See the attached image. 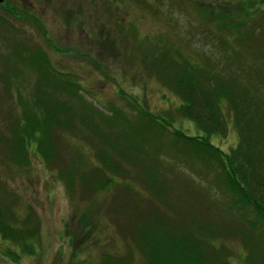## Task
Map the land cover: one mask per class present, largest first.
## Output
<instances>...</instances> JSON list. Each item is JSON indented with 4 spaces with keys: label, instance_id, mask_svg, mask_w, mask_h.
Wrapping results in <instances>:
<instances>
[{
    "label": "rangeland",
    "instance_id": "rangeland-1",
    "mask_svg": "<svg viewBox=\"0 0 264 264\" xmlns=\"http://www.w3.org/2000/svg\"><path fill=\"white\" fill-rule=\"evenodd\" d=\"M258 1L255 7L262 10L245 25L254 29L253 35L242 43L239 39L232 42L236 55L251 56L255 65L259 57H264V23L259 24L264 18V0ZM231 2L4 0L0 4V200L3 198L2 203H9L21 218L34 212L37 223L34 251L30 254L21 251L23 244L20 247L0 235V264H98L104 252L131 257L133 264H144L141 249L130 241L126 223L132 220L130 211L137 216L146 214L159 200L146 184L147 177L153 176L154 181L171 186L172 192L165 201L176 199L178 204L190 203L191 209H197L196 196L185 193L179 180H198L197 171L207 177L206 189L214 199L207 202H212L215 211L220 210L217 216L231 227L214 244L227 249L231 264H243L242 257L247 252L245 241L253 239L247 238L252 232L251 222L259 220L248 208L241 215L232 212L228 204L233 199L229 193L222 195L221 185L212 173V168H216L213 163L206 158L173 154L179 146L168 147L166 142L172 131H162L159 127L165 118L170 126L187 134L197 135L202 131L192 119L178 112L181 99L145 67L140 55L142 49L152 50L151 44L188 49L184 53L190 60L207 61L206 55H213L215 61L220 55H231L230 48L221 49L225 44L219 43L218 37L222 33L228 39L227 32L235 30L218 29L210 19V8L203 6L220 3L226 6ZM198 10H203L206 20L199 17ZM203 31L211 32V36H205ZM158 34L168 40L159 38ZM38 45L45 50L52 67L78 86L72 92L59 88L60 91L49 93L51 102L58 105L61 101L64 107L59 109L56 118L49 120L57 152L53 157L55 163L52 160L47 163L32 149H29L28 162L14 161L15 140L26 136L22 131V125L27 122L22 119L25 111L44 112L37 97H48L46 92L39 91L49 90L50 86L45 84V76L39 72L40 63L32 55L33 47ZM179 55L183 53H175L176 57ZM38 82L41 88L36 89ZM111 107L127 116L125 120L130 126L126 131L124 127L128 123L113 120L115 112ZM138 107L157 117L148 123ZM209 139L225 151L238 142L232 125L225 134L211 133ZM105 152L118 155L121 162L111 157L110 161L111 165L120 162V169L112 174L104 166L100 181L104 182L106 172L114 181L108 187H96L88 179L82 181V176L90 179L97 167L104 165L101 158ZM122 152H125L123 157ZM57 158L74 164L71 186L59 176L60 167L68 169L70 164L66 163L65 167ZM189 164L197 165L196 173ZM131 196L143 211L132 208L128 199ZM249 221L248 229H243ZM181 247L186 251L201 249L190 245Z\"/></svg>",
    "mask_w": 264,
    "mask_h": 264
},
{
    "label": "trees",
    "instance_id": "trees-1",
    "mask_svg": "<svg viewBox=\"0 0 264 264\" xmlns=\"http://www.w3.org/2000/svg\"><path fill=\"white\" fill-rule=\"evenodd\" d=\"M230 1L233 2L226 6L221 3L219 4L221 6L216 4H211V7L203 6L210 8L212 12L210 19L214 20L212 22H216L218 29L226 32L228 29L235 30L234 33L227 32L228 39L223 38L222 33L218 37L219 43L225 44L221 49L230 48L231 55H220V59L215 61L213 55H206L207 61H203L204 58L190 60L184 53L188 49L182 50L180 46L170 49L168 45L161 44L159 39L157 40L161 44L160 47L151 44L149 47H153L152 50L142 49L140 55L143 56L145 67L151 73L156 74L158 79L181 99L177 108L178 112L183 117L192 119L202 131L197 135L187 134L177 127L170 126L168 119L165 118L159 127L162 131H172L171 138L168 137L166 140L168 147L179 146L174 150V155L179 156L181 153L197 158H206L208 162L213 163L216 168H212V173L216 182L221 185L222 195L229 193L233 199V202L228 204L232 212L241 215L245 208H248L256 214L259 221L255 219L254 222H251L253 233L251 232L247 238L253 239L251 242L250 239H246L247 252L242 257V261L243 264H264V57H259L258 65H255L251 56L236 55L237 52L232 44L238 39L242 43V40L246 41L250 34L253 35L254 29L245 25H248L246 23L256 16L258 10L262 9L258 6L255 7L257 3H260L258 0ZM196 5L199 6V4ZM198 11L199 17L206 20L203 10ZM263 23L264 18L259 24ZM204 33L205 36H211V32ZM158 35L159 38L168 40L166 36ZM229 41L230 44H228ZM189 43L192 42L189 40ZM144 46L147 47V44ZM33 48L35 49L32 55L40 63L39 72L45 76V84L50 87L49 90H39L47 93V99H40L36 96L37 103L42 105L44 112L36 109L25 111L28 118L24 114L22 119H26L27 122L22 125V131L26 136L20 135L21 137L15 140L14 161L28 162L29 149H32L34 154H40L47 163H50L51 160L55 163L53 157L57 155V152L53 145L54 138L49 129V120L56 118L59 109L62 110L64 107L61 101L58 105L51 102L49 93L50 90L60 91L59 88L72 92L78 86L73 79L63 77L61 71H56L52 67L47 60L45 50L39 49V45L38 48L35 46ZM179 50L183 55L176 57L175 53L180 54ZM203 65H207L208 68ZM39 88L41 85L38 82L36 89ZM133 103L136 105L135 102ZM55 106L57 107L53 110ZM112 108L115 112L113 120L118 119L120 122L128 123L124 127V131H126V128L130 126L127 116L118 108ZM136 109L140 110L141 114L148 119V123L153 122V117H157L156 114L149 113L145 109L139 107ZM126 118L127 120H125ZM31 120L37 121L31 123ZM122 124L124 123L122 122ZM230 125L237 132L238 142L225 151L213 144L209 135L211 133L225 134ZM18 126L21 131L20 122ZM118 131L121 136L122 129ZM124 153H120V156L123 157ZM117 156V154L105 152L101 158L104 165L97 167L92 178L89 179L87 175L82 176V181L88 179V182L90 180V183L96 187L98 185L108 187L114 181L113 176L106 172L107 175L103 183L100 179L105 173V167L109 168L111 173L120 169L121 161ZM110 157L111 160L116 158L120 162H113L111 165ZM56 160L63 166L66 163L70 164V167L65 166L68 169L60 167L59 176L63 177L65 182L71 186L73 179L71 169L74 168V164L71 161H63L62 158ZM196 166L189 164L194 173L197 171ZM209 170L211 171V169ZM197 172L198 180L192 177H190L193 179L192 181L179 179L185 193L193 197L196 196L197 209H191L190 203H188L184 205L186 210L182 204L177 203L176 199L173 202L165 201L172 192L171 186H163V182L154 181L153 176L147 177L146 184L159 200H156L151 211L146 214L138 213L137 216L136 212L134 214V211H130L132 215L129 217L132 220L126 221L130 232V241L141 249L145 258L144 264H231L227 249L223 245L215 246L214 244L215 239L226 235L225 231L231 227L227 222L221 220V216H217L220 213L219 208L217 207L219 211H215L212 202H207V200H214L209 197L210 192L206 189L207 177L200 171ZM170 173L172 172L170 171ZM193 185L194 187H192ZM128 192L130 193V191ZM183 193L181 190L180 194ZM2 199L0 200V235L14 241L15 245L20 247L23 244L22 252L32 253L34 251L33 241L37 233L35 213L21 218L9 203H2ZM128 199L129 203H132V208L142 210L139 208L140 203H137V200L133 201L132 196ZM249 224L250 221L248 224L245 223L243 229H248ZM245 231L247 232V230ZM182 245L200 247L201 249L186 251L181 247ZM98 264L133 263L131 257H120L114 252H104Z\"/></svg>",
    "mask_w": 264,
    "mask_h": 264
},
{
    "label": "water",
    "instance_id": "water-1",
    "mask_svg": "<svg viewBox=\"0 0 264 264\" xmlns=\"http://www.w3.org/2000/svg\"><path fill=\"white\" fill-rule=\"evenodd\" d=\"M2 1H4V0H0V3H1Z\"/></svg>",
    "mask_w": 264,
    "mask_h": 264
}]
</instances>
